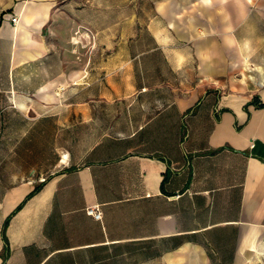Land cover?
Masks as SVG:
<instances>
[{"label": "crops", "instance_id": "crops-1", "mask_svg": "<svg viewBox=\"0 0 264 264\" xmlns=\"http://www.w3.org/2000/svg\"><path fill=\"white\" fill-rule=\"evenodd\" d=\"M74 2L0 0V264H264V0H156L183 95L103 122L59 87Z\"/></svg>", "mask_w": 264, "mask_h": 264}, {"label": "rangeland", "instance_id": "rangeland-1", "mask_svg": "<svg viewBox=\"0 0 264 264\" xmlns=\"http://www.w3.org/2000/svg\"><path fill=\"white\" fill-rule=\"evenodd\" d=\"M155 3L75 0L52 22L57 40H68L58 46L66 65L60 89L79 92L82 107H97L102 122L105 108L119 112L122 107L146 105L152 96L163 105L171 99L169 91L183 95L184 73L170 71L169 52L158 48L152 34L166 25L155 16ZM177 47L184 50V46ZM144 89L151 95H140ZM3 150L8 152V148ZM199 261L194 259L193 264Z\"/></svg>", "mask_w": 264, "mask_h": 264}, {"label": "built area", "instance_id": "built-area-1", "mask_svg": "<svg viewBox=\"0 0 264 264\" xmlns=\"http://www.w3.org/2000/svg\"><path fill=\"white\" fill-rule=\"evenodd\" d=\"M10 23L15 26L18 23V17L16 15H13L10 17ZM87 213L92 216L95 220L101 219V213L97 208H92L87 211Z\"/></svg>", "mask_w": 264, "mask_h": 264}, {"label": "trees", "instance_id": "trees-1", "mask_svg": "<svg viewBox=\"0 0 264 264\" xmlns=\"http://www.w3.org/2000/svg\"><path fill=\"white\" fill-rule=\"evenodd\" d=\"M35 191H37V188L33 192H35Z\"/></svg>", "mask_w": 264, "mask_h": 264}]
</instances>
